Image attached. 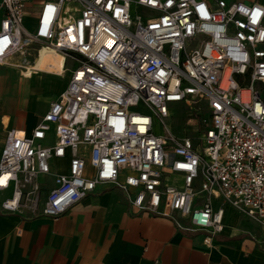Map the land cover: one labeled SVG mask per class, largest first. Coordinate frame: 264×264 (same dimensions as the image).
Wrapping results in <instances>:
<instances>
[{"label": "built area", "instance_id": "built-area-1", "mask_svg": "<svg viewBox=\"0 0 264 264\" xmlns=\"http://www.w3.org/2000/svg\"><path fill=\"white\" fill-rule=\"evenodd\" d=\"M0 16V66L31 76L51 50L72 74L30 135L7 133L4 214L57 220L112 186L208 240L227 206L264 226V3L0 0Z\"/></svg>", "mask_w": 264, "mask_h": 264}, {"label": "crops", "instance_id": "crops-1", "mask_svg": "<svg viewBox=\"0 0 264 264\" xmlns=\"http://www.w3.org/2000/svg\"><path fill=\"white\" fill-rule=\"evenodd\" d=\"M39 64L44 63L31 76L0 66V158L8 131L30 135L69 87L71 72L58 76L51 71L60 66ZM3 200L0 196V264H264V240L229 206L224 233L208 240L171 218L137 212L112 186H98L57 220L28 210L4 214Z\"/></svg>", "mask_w": 264, "mask_h": 264}, {"label": "rangeland", "instance_id": "rangeland-1", "mask_svg": "<svg viewBox=\"0 0 264 264\" xmlns=\"http://www.w3.org/2000/svg\"><path fill=\"white\" fill-rule=\"evenodd\" d=\"M42 0H32V2L33 3H35V5L36 4H38V3H40ZM229 2H231V1H233V0H228ZM238 1H246V2H255V1H259V2H264V0H238ZM30 11H34L32 8H30ZM132 12H133V15L134 16H137L138 14H142L143 12L141 11V10H139L138 8H137V6L136 5H133V9H132ZM28 24H27V27L29 28V29H32L31 27V24L29 23V22H27ZM60 61V63H61V60H59ZM61 81H62V79H60ZM263 90H264V88H262ZM176 107L174 108V109H176V110H174V117H175V119L174 120H171V125L172 126H176V127H182V125H183V123H187L186 122V117H184L183 115H182V110H181V108H180V106L179 105H175ZM178 109V110H177ZM192 127V126H191ZM190 129H193V128H190ZM180 129H177V133L178 134H180ZM156 132L157 133H161V129H160V127L159 126H157L156 127ZM171 181H173V182H177V183H179V179H177V178H172L171 179ZM249 219V218H248ZM247 219V220H248ZM242 221H245V219H242ZM248 223L249 224H252V226L254 227H256V229H257V231H256V235L258 236V237H260L261 239H263L264 240V226H261V225H259L258 223H256L255 221H253V219L251 220V219H249L248 220Z\"/></svg>", "mask_w": 264, "mask_h": 264}, {"label": "bare ground", "instance_id": "bare-ground-1", "mask_svg": "<svg viewBox=\"0 0 264 264\" xmlns=\"http://www.w3.org/2000/svg\"><path fill=\"white\" fill-rule=\"evenodd\" d=\"M44 51L52 52L51 50H44ZM59 60H61V62H62L61 57L52 52V54H46V55L43 54L42 58L39 60L38 63H41V62L44 63L43 65L39 64V66L41 65V68L45 67V69H52L54 67L58 68L61 65ZM45 63H47V64H45Z\"/></svg>", "mask_w": 264, "mask_h": 264}]
</instances>
